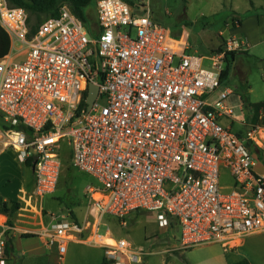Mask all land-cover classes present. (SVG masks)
<instances>
[{"label": "built area", "instance_id": "1", "mask_svg": "<svg viewBox=\"0 0 264 264\" xmlns=\"http://www.w3.org/2000/svg\"><path fill=\"white\" fill-rule=\"evenodd\" d=\"M96 5V25L64 6L33 30L26 8L0 0V25L12 40L0 60V157L13 150L31 161L35 182L32 195L18 200L30 215H43L39 200L57 190L64 140L72 146V165L100 183L87 187L92 220L64 218L26 231L56 247L60 260L75 241L102 247L111 264L138 261L144 251L110 229L101 234L105 216L124 219L146 210L163 226L176 220L182 249L237 248L264 232L258 128L251 123L245 135L233 131L234 90L221 85L226 53L245 51L248 40L229 38L223 51L192 54L175 48L171 30L154 20L149 4ZM91 84L99 94L88 108ZM257 111L264 113V103ZM222 167L228 187L221 184ZM6 241L0 230V264H11Z\"/></svg>", "mask_w": 264, "mask_h": 264}, {"label": "rangeland", "instance_id": "2", "mask_svg": "<svg viewBox=\"0 0 264 264\" xmlns=\"http://www.w3.org/2000/svg\"><path fill=\"white\" fill-rule=\"evenodd\" d=\"M96 1H93L85 9L92 22L97 17ZM133 1L136 9L149 4L153 17L160 24L168 27L172 36L181 38V30L184 29L185 37L188 39V53L201 56L210 55L214 49L220 46L219 44H223L226 36L222 38L219 35L222 30H227L226 34L230 30L231 34L238 38L250 39L252 45L249 48L250 52L242 55L244 67L248 69V72L242 73L238 72L237 69L232 70L224 86L237 92L236 95H233L236 108L232 128L235 132L239 131L241 124L238 120L246 118L245 111H241L240 108L247 105L248 98L243 81L247 78L250 84L255 87L256 94H264L262 73L264 61V0H253L255 6L250 4V0ZM235 11L241 13L243 19V25L237 29L234 28L239 25V22L236 20L234 25L232 21V14ZM32 23H36V18H32ZM24 58L22 55L18 57L20 60ZM205 66L208 67V63H205ZM223 123L229 124L227 121ZM58 150L63 163V171L56 192L42 198V207L50 214L66 215L69 213L68 208L74 206V201L79 204L87 203L89 198L87 187L89 185L97 186L100 183L94 176L72 165L73 151L67 140L59 144ZM221 171V184L228 187L231 182L229 172L224 167ZM3 180L4 182L7 181L8 193L11 194L18 192L21 183L25 188L33 184L31 166L24 163L13 150L3 153L0 157V183ZM31 194L32 191L22 195L28 197ZM27 208L24 202L21 210L27 211ZM42 211L45 213L43 209ZM102 220L99 230L101 234L110 229L114 238L127 239L135 248L143 249L144 254L140 259L129 264H194L210 256L204 254L209 252L208 250L212 247H221L218 243H210L212 245L208 243L195 246L194 249H180L181 227L178 222L174 220L171 226H163L157 220L155 213L146 210L134 211L124 219L105 216ZM122 220H126V226L122 225ZM249 244L250 247L247 253L249 258H252L257 264H264V241L262 238L257 241L253 240L252 243L250 241ZM92 252H95V255ZM98 252L102 254L104 250L100 247L95 248L91 244L70 242L64 261L60 263L58 256H56L54 262L57 264H77L85 257L90 264H99L101 259L98 257Z\"/></svg>", "mask_w": 264, "mask_h": 264}, {"label": "crops", "instance_id": "3", "mask_svg": "<svg viewBox=\"0 0 264 264\" xmlns=\"http://www.w3.org/2000/svg\"><path fill=\"white\" fill-rule=\"evenodd\" d=\"M250 4H252V6H255L253 0H250ZM237 12L235 11L232 14V21H233V16L237 15L236 14ZM238 14L241 15V13H239V12H238ZM154 20L157 21L155 18H154ZM242 22H243V19H242ZM242 25H243V23L239 24L234 29H237L238 27H241ZM226 31L222 30L219 32V35L222 36V38H223V36H226V37H224L225 41L229 38H238V37L232 35L230 30H229L228 34L225 33ZM181 33H182L181 37H184V39L179 38L177 36H174L173 37V45L177 49H185V48L187 49L188 48V50H189L188 39H186V37H185L184 29L181 30ZM239 39H245V38H239ZM246 40H248V42H249L248 49H246L245 51H238L239 53L237 54V56L235 58V61L233 64V69H232V70L237 69L238 72H242V73L248 72V69L244 67V62H243L244 58H242V55L250 52L249 48L252 47L250 39L246 38ZM183 41H186L187 44L186 43L183 44ZM219 45H221V44H219ZM262 67L264 68V61H263ZM231 73H232V71H231ZM228 79L224 82L223 86L226 85V82L228 81ZM243 82L245 83L244 87L247 89L248 98H247V105L244 107L242 106L240 108V110L245 111L246 118L238 120V122L241 124V128L237 132L240 133L241 135H245L246 131H247L246 128H248L247 127L248 124L254 123L257 125L258 129L255 131L256 143H255V150H254V152L258 158L257 164H256V169L260 172H263L264 171V113L260 114L258 111H255L253 105L258 104V103L259 104L264 103V94L263 95L256 94L255 87L252 84H250V82L247 78ZM236 94H237V92L234 91L233 94L229 98V103L233 107L234 111H235L236 105L234 104L233 95H236ZM233 123H234V121H233ZM233 123H232V126H233ZM257 149L260 150L261 154L257 153ZM31 170H32V167H31ZM6 182L7 181L4 182V180H3L2 183H0V205H1L2 201L7 202L10 200H17V199H19V196H21L23 193L27 194L30 191H32V193H33V191H34V186H35L34 180H33V184L31 186H28L27 188H25V186L21 183L18 192H16L15 194L8 193L9 189H7V188L9 186L7 185ZM39 203H40L39 207H41L40 209L41 210L43 209L45 211V209L42 207V199L39 200ZM73 205L74 206L68 208L69 213L66 215H63V214L54 215V214H50L46 211H45V213H43V211H42L43 215L41 217H37V216L30 215L28 213V211L21 210L16 215V217L13 219V225L12 226L11 225L9 226L7 224L8 217L6 215L0 213V230L2 231L3 229H5L6 233H7V231H9L10 234L7 237V239L9 237H12L13 244H14L13 245L14 252L12 253V255L10 257L9 262L11 264H57L54 262L55 257L58 256V252H57L56 247L48 246L46 239L44 237L37 236L31 232H27L26 230L37 228L39 226V223L49 225V224L55 223L57 221L63 220L64 218L73 219V220H77L80 222L86 221L87 219H89V220L93 219L94 210L92 208L90 198H88V201L86 204H79L78 202L74 201ZM29 235H31V236H29ZM87 235H88V231L84 232L82 237H86ZM260 238H262V240L264 241V232L254 233L252 235L247 236L246 238H244L242 240V243L237 248L225 249L223 246L212 247L210 250H208L209 252H206L204 254V255L208 254L210 256L206 257L202 261H197L194 264H233L234 262H237V261L242 260V259H247L252 264H257L253 261L252 258H249V255L247 253H248V248L250 247L249 242L251 241V243H252L253 240L257 241ZM73 242H75V241H73ZM79 243H84V242H79ZM179 243L181 244V242H179ZM84 244H87V243H84ZM210 245H212V244H210ZM93 246H95V248L100 247L97 245H93ZM199 246H201V245H199ZM100 248H102V247H100ZM180 249H182L181 245H180ZM191 249H194V248H191ZM92 253L95 255V252H92ZM100 255H101V257H100ZM90 256H92V255H90ZM90 256H88V257H90ZM83 257H84V255H83ZM98 257L101 259V262L99 263V264H101L104 257H105V253L103 252L101 254L100 252H98ZM58 258H59V256H58ZM63 261H64V258L62 260L59 259L60 263H62ZM82 261L81 262L79 261L77 264H90L88 262V260L85 259V257L83 258ZM132 262H136V261H131L128 259L123 260V264H129Z\"/></svg>", "mask_w": 264, "mask_h": 264}, {"label": "trees", "instance_id": "4", "mask_svg": "<svg viewBox=\"0 0 264 264\" xmlns=\"http://www.w3.org/2000/svg\"><path fill=\"white\" fill-rule=\"evenodd\" d=\"M12 6H22L26 8L29 12V23L33 30H36L39 25L45 21L48 17H58L60 16L61 9L64 6H67L71 9V11L84 22L88 23L89 25H96L97 21L95 19L94 22L91 21L89 15L86 13L85 9L93 3L95 0H8ZM130 4L134 5L133 0H126ZM237 15L233 16V23L235 25V21L237 20L239 24L242 23L241 15L236 13ZM32 18H36V23H32ZM225 40L223 44H221L217 49H214V52L223 51L225 46ZM12 48V40L8 32L0 25V60L4 59L9 55ZM211 52V53H212ZM239 52H227L225 57V66L221 73V85L229 78L231 71L233 69V64L235 58ZM87 97V95H86ZM263 103L254 104L253 107L255 111L258 110L260 105ZM83 106L86 105V98L82 104ZM257 153H260V150L257 149ZM27 165L31 166V161L26 163ZM23 203L17 200H10V201H2L0 205V213L4 214L8 217L7 224L10 226L13 225V219L16 215L21 211ZM10 229V228H9ZM11 230V229H10ZM9 231L6 233V237L9 236ZM31 236V235H29ZM13 239L9 237L6 241V255L10 260L12 253L14 252L13 249ZM101 264H111V261L105 256ZM233 264H252L247 259H242Z\"/></svg>", "mask_w": 264, "mask_h": 264}, {"label": "water", "instance_id": "5", "mask_svg": "<svg viewBox=\"0 0 264 264\" xmlns=\"http://www.w3.org/2000/svg\"><path fill=\"white\" fill-rule=\"evenodd\" d=\"M99 94V87L97 84H91L89 87V93L87 98L88 108H91L92 104L94 103L95 99Z\"/></svg>", "mask_w": 264, "mask_h": 264}]
</instances>
